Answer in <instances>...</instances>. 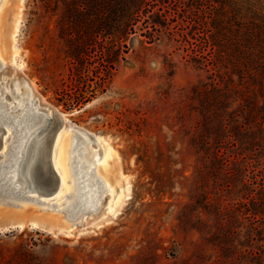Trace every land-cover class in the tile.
<instances>
[{"label":"rangeland","instance_id":"374dc122","mask_svg":"<svg viewBox=\"0 0 264 264\" xmlns=\"http://www.w3.org/2000/svg\"><path fill=\"white\" fill-rule=\"evenodd\" d=\"M81 2L2 4L0 82L32 83L66 115L70 131L50 116L46 164L51 160L58 173L53 148L66 131L76 189L85 171L97 200L94 210L74 212L77 192L1 193L0 264H264L263 134L253 139L238 127L239 101L229 92L223 59L195 58V44L203 46L189 23L195 15L170 23L151 43L138 24L119 43L103 38ZM170 5V12L178 9L173 0ZM79 51L86 70L77 75L71 59ZM80 92L88 99L82 105L66 110L58 102L62 93ZM39 113L50 115L46 107ZM6 135L0 161L14 145L5 144ZM106 151L111 190L95 169ZM34 177L43 183L40 174ZM58 195L73 209L57 210ZM109 201L115 215L106 210Z\"/></svg>","mask_w":264,"mask_h":264},{"label":"trees","instance_id":"16d2710c","mask_svg":"<svg viewBox=\"0 0 264 264\" xmlns=\"http://www.w3.org/2000/svg\"><path fill=\"white\" fill-rule=\"evenodd\" d=\"M170 1L82 0L79 8L87 19L98 22L103 38L112 35L119 43L135 34L138 24L144 25L145 31L140 34L146 40L143 42L151 43L157 39L155 33L168 31L170 23L195 15V21L189 23L195 25L203 44H195V58L206 55L223 59L229 70V92L234 91L239 101L240 117L235 115L241 119L238 127L250 138L260 134L264 138V0H173V6L178 8L175 12H170ZM242 12L243 16L238 18ZM83 55L79 51L71 59L77 75L86 70ZM213 86L219 85L213 82ZM84 95L62 93L58 102L71 110L88 101ZM221 95L225 99L229 94Z\"/></svg>","mask_w":264,"mask_h":264},{"label":"bare ground","instance_id":"6f19581e","mask_svg":"<svg viewBox=\"0 0 264 264\" xmlns=\"http://www.w3.org/2000/svg\"><path fill=\"white\" fill-rule=\"evenodd\" d=\"M4 2H6V0H0V22L1 12L3 10L2 4ZM19 2L21 3L22 0H19ZM1 23L0 26L3 25V23ZM17 24L18 19L15 21L14 29L17 28ZM3 54L4 53L1 49L0 43V66L5 65ZM5 74H7V72H2V77L5 76ZM2 84L3 83L0 82V127L4 126V128H0V130L2 131V134H7L3 139L5 144L9 139L10 143L12 141L14 142V145L12 146L10 153L11 155L0 161V194L4 193L23 197L25 194L35 191L38 195H49L35 184L33 178L34 168L39 162V158L43 150V144H41V140L39 139L50 127L49 120L50 116L52 115H55L62 124H66L65 129L68 131H70L73 127L71 124H69L65 114L58 112L53 106L44 101L40 94H38V92L35 90V87L32 83H27L24 81L21 86L20 83L15 82L12 88L4 87ZM21 88H23L25 91L21 92ZM7 98L10 100L7 101ZM40 107H46L49 110L50 115L46 116L45 114H40ZM12 132L15 133L16 137L13 136ZM79 132L92 137L90 134L81 129H79ZM2 134H0V142ZM69 150L70 136L65 131V133L63 132L58 135V138L55 140L52 154L53 157L55 151V164H57L58 167L57 174L59 176V184L56 189L57 194L71 193V195H73L77 192L76 202H79L80 204L74 212L82 210H94L96 206L95 202L97 200L95 195L96 188L91 186L92 182L90 181V178L86 176V172L81 171L80 167H77L75 171L71 169L72 172L81 171L79 172V177L77 179L80 180V187L77 191L75 186L76 183H74V180L71 177L70 168L68 166ZM108 156L109 155L106 151L98 160L99 163L95 166V169L97 174L99 171L102 173V179L104 181L105 187L111 190V188H113L112 184L114 180L108 175L106 164ZM1 157H4V154H2ZM93 158L94 154L93 152H90L89 160ZM85 182H87V184ZM127 192L128 184L126 182L121 195L124 194V196H127ZM26 197L32 198L30 196ZM58 197L59 201L56 203L57 210H61L65 206L68 209H73L72 207L74 206L71 204L72 201L63 202L62 199L64 198V195H61V197L58 195ZM106 208L109 213L115 215V211L110 206V201ZM17 222L16 225L21 227L22 225ZM30 225L35 226L36 223L31 222Z\"/></svg>","mask_w":264,"mask_h":264},{"label":"water","instance_id":"95a60500","mask_svg":"<svg viewBox=\"0 0 264 264\" xmlns=\"http://www.w3.org/2000/svg\"><path fill=\"white\" fill-rule=\"evenodd\" d=\"M53 127L50 126L48 128V130L46 131V133L39 139L43 142V150H42V154L39 158V162L37 163V165L34 168V175L36 174H40V176L42 177L43 183H39L35 177L34 178V182L35 184L41 189L43 190L46 194H50L51 192H54L59 184V176L56 173V171L54 170V168L52 167V163L51 160L47 162L46 164V144H47V135L49 134V132L51 131ZM1 130H0V134H1Z\"/></svg>","mask_w":264,"mask_h":264}]
</instances>
